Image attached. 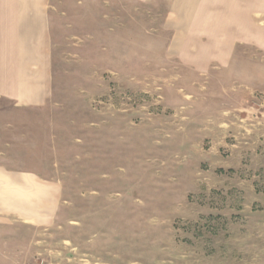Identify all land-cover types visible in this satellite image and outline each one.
I'll list each match as a JSON object with an SVG mask.
<instances>
[{
	"label": "rangeland",
	"instance_id": "374dc122",
	"mask_svg": "<svg viewBox=\"0 0 264 264\" xmlns=\"http://www.w3.org/2000/svg\"><path fill=\"white\" fill-rule=\"evenodd\" d=\"M172 4L49 0V98L9 101L31 215L0 264H264V15L207 32ZM173 35L233 61L186 69Z\"/></svg>",
	"mask_w": 264,
	"mask_h": 264
},
{
	"label": "crops",
	"instance_id": "0c3cea01",
	"mask_svg": "<svg viewBox=\"0 0 264 264\" xmlns=\"http://www.w3.org/2000/svg\"><path fill=\"white\" fill-rule=\"evenodd\" d=\"M48 5L49 0H0V232H9V221L15 217L29 222L31 215L25 187L21 186L18 192L13 189L14 174L9 171V156L5 153L9 152V101L36 106L49 98ZM171 7L186 9L190 22L207 32L225 23H240V17L251 26V8L264 15V0H173ZM259 35L264 42V31ZM244 36L251 40L257 35ZM173 37V47L179 44L174 51L183 56V67L193 72H207L217 62L228 67L233 61V52L223 48L224 35H209L207 44H198V35H178L183 40L180 43L176 41L177 35ZM235 38L239 39L238 35H233L232 39ZM198 53L206 63H197L194 56ZM24 176L19 174L16 181L28 183L30 179ZM14 199L19 205L16 210L9 208Z\"/></svg>",
	"mask_w": 264,
	"mask_h": 264
}]
</instances>
